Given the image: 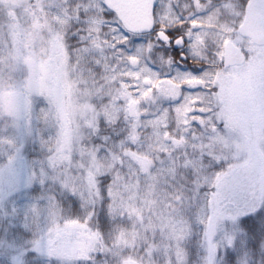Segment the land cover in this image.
<instances>
[{"label": "rangeland", "instance_id": "rangeland-1", "mask_svg": "<svg viewBox=\"0 0 264 264\" xmlns=\"http://www.w3.org/2000/svg\"><path fill=\"white\" fill-rule=\"evenodd\" d=\"M216 1L217 6H212L213 0L173 1L177 16L188 20L183 28L175 27L185 41L182 45L185 53L181 50L180 58L184 54L194 58L207 53L210 59L220 63L213 93L217 116L215 124L210 123L209 135L222 139L223 147L228 148L234 160L228 171L215 181L218 191L214 196L219 202L205 228V264H217L219 244L224 250L234 247L239 218L264 204V166L260 170V164L264 163V44L254 45L248 38L237 34L243 0ZM47 2L53 4L55 0ZM159 3L161 5L162 0ZM43 4L44 0H0V215L3 219L17 216L25 193L36 182L44 187L46 183L61 185L84 200L97 198L101 175L110 177V185L119 182L123 189L125 183L130 189L134 186L138 191L141 178H134V165L146 170L150 159L144 156L145 150L135 144L144 140L136 133L134 148L124 146L121 140H117L114 147L112 144L105 145L108 157L102 159L96 155L97 143L105 138L101 126L112 120L111 108H115V114L120 113L125 119H131L130 128L134 132L141 124L139 117L144 114L148 104L158 97L172 98L179 92L178 86L167 79H160L145 94L122 85L119 77L125 78L126 74L122 75L124 71L117 58L121 57L123 51L115 50L97 31L100 21H85V27L88 26L90 30L86 27L80 46L73 50L58 29L55 31L48 24ZM159 8L158 17L168 19L165 10ZM66 11L68 9L64 7L63 14ZM71 12V17L78 21V10ZM201 13L206 22L191 19ZM151 33L156 35V31ZM226 38L244 49L246 61L243 64L222 67V47ZM163 42L166 46L171 45ZM152 47L153 42H150L148 48ZM86 49L95 50L104 60L108 58V62L111 60V73L94 78L95 74L89 67L85 66L86 71L79 69L78 63L81 62L78 59ZM126 60L136 65L133 59L128 57ZM165 62L169 61L161 62L163 69L166 68ZM142 82L146 85L150 83L148 80ZM84 83L91 90V95L87 97L80 95ZM77 89L80 91L77 92ZM37 96L46 101L47 121L52 125L53 136L46 146L41 140L36 147L34 142L40 136L32 111L33 98ZM129 101L136 104L133 118L127 113ZM92 109H95L96 117L89 126L81 113L87 115ZM81 131L84 132L83 137ZM144 145L147 146L145 141ZM249 170L259 178L253 193L256 200L237 209L225 208L231 195L227 193L223 197L224 193L228 191L233 194L239 190L240 183L249 180L246 177ZM254 178L256 181L257 177ZM44 189L35 196L37 201H47ZM129 193L126 200L132 202V208L136 209L135 193ZM140 203L142 206L145 204L143 200ZM128 205L131 207V204ZM222 206L225 209H221ZM137 210V218L141 219L146 209ZM158 218L163 219L161 216ZM53 222L48 228L40 225L42 232L35 245L30 246L36 249L35 252L57 261H73L87 259L89 251L101 248L100 235L90 225L66 223L59 226ZM142 226L140 222L138 228L133 230L134 238L143 243L146 253L151 254L155 243L152 239L149 241L147 235L149 232L153 234V227L151 223ZM2 234L0 257L10 264H24V255L29 248L9 241L11 239L4 231ZM149 257L145 256L146 262H149Z\"/></svg>", "mask_w": 264, "mask_h": 264}, {"label": "trees", "instance_id": "trees-1", "mask_svg": "<svg viewBox=\"0 0 264 264\" xmlns=\"http://www.w3.org/2000/svg\"><path fill=\"white\" fill-rule=\"evenodd\" d=\"M55 2L50 4L44 0L42 9L50 27L55 31L58 29L73 50L78 49L83 40L82 35L88 27H85V21L99 20L97 31L115 50L123 51L117 58L124 71L122 75L126 74L125 78L119 77L122 85L145 94L160 79H167L178 86L179 92L172 98L158 97L148 104L139 117L141 124L134 132L130 128L131 119H125L120 113L116 115L115 108H111L112 120L101 126L105 138L100 136L102 140L97 143L96 155L99 158H107L104 146L112 144L114 147L117 140L134 148L136 133L147 144L144 145V141L135 144L144 149V156L150 159L146 170L134 165V178H141L138 191L134 186L130 189L125 183L123 189L119 182L110 185V177L101 175L98 199L84 200L61 185L46 183L44 187L36 182L25 193L17 216L3 219L0 215V237L4 231L11 239L9 241L29 248L24 255V264H205V228L219 202L214 196L218 191L215 181L228 171L234 161L228 148L223 147L222 139L209 135L210 123L215 124L217 116L213 93L215 74L220 70L219 61L210 59L207 53L194 58L184 54L181 59L183 50L180 52L172 45L166 46L153 33L133 34L126 31L102 0ZM212 3V6H217L218 2L213 0ZM64 7L68 9L65 14L62 12ZM69 9L78 10V21L71 17ZM203 17L201 13L191 19L206 22ZM186 22L188 20L177 15L168 20L155 14L156 28L176 30V26L183 28ZM150 42H153L152 49L148 48ZM85 51L78 59L81 62L78 63L79 69L89 67L95 74L94 78L111 73V60H104L93 49ZM128 57L136 61V65L127 62ZM163 61H169L165 62V69L161 65ZM147 80L150 83L143 84L142 81ZM33 100L32 113L41 138H37L34 144L37 147L42 140L46 146L53 136L52 125L47 121L46 101L41 96ZM263 166L262 162L260 170ZM252 173L249 170L246 176L251 180L250 184L249 180L242 181L239 190L233 194L224 193L223 197L231 195L225 208L237 209L256 200L253 193L259 178ZM254 177H257L256 181ZM42 189L47 201L35 198ZM129 192L135 193L136 209L132 208V202L126 200ZM140 200L145 202L143 206ZM143 207L146 210L144 214L141 212L139 219L137 209ZM52 220L59 226L66 223L90 225L100 235L101 248L89 251L87 259L73 261H57L35 252L36 249L30 246L35 245L42 232L40 225L48 228ZM140 222L143 226L152 224L153 234L149 232L147 235V239L155 243L151 254L146 253L143 243L134 238L133 230ZM237 225L234 247L224 250L219 244L216 263L264 264V204L240 217ZM146 255H150L149 262H146ZM0 264L10 262L0 257Z\"/></svg>", "mask_w": 264, "mask_h": 264}, {"label": "water", "instance_id": "water-1", "mask_svg": "<svg viewBox=\"0 0 264 264\" xmlns=\"http://www.w3.org/2000/svg\"><path fill=\"white\" fill-rule=\"evenodd\" d=\"M112 11L122 27L132 33L149 32L153 26V11L156 0H102ZM242 37L249 38L256 45L264 44V0H247L244 6V16L237 28ZM161 39L166 36L159 34ZM183 45L182 39H176L174 47ZM245 55L241 49L227 40L223 47L222 65L229 67L243 63ZM136 104L129 101L127 112L129 117L136 115Z\"/></svg>", "mask_w": 264, "mask_h": 264}, {"label": "flooded vegetation", "instance_id": "flooded-vegetation-1", "mask_svg": "<svg viewBox=\"0 0 264 264\" xmlns=\"http://www.w3.org/2000/svg\"><path fill=\"white\" fill-rule=\"evenodd\" d=\"M161 1V0H160ZM173 1L174 0H162V7L161 8H159L161 5H160V3H159V0H157V2H156V6H155V11H156V13H157V11H158V8L162 11V10H165L164 11V13L167 15V17H168V20H171V17L173 16V15H177L178 13H177V11L175 10L176 8H174V4H173ZM246 1L247 0H243V9H244V5H245V3H246ZM168 14H170V16H168ZM164 18V17H163ZM242 19H243V12H242V17H241V20H240V22L238 23V25H237V27L240 25V23L242 22ZM237 27H236V30H237ZM158 29H161V28H156L155 27V23H154V26H153V28H152V30H151V32H155L156 31V35L155 36H157L158 35V33L161 31V30H158ZM163 31H164V33L166 34V36H167V42L168 43H170V44H172L173 42H174V40L175 39H177V38H182V40L184 41V39H183V37H181V35H179L178 34V32H176V30H173V29H168V28H164L163 27ZM222 31V30H221ZM237 34H238V36H240L241 37V35H239V33L237 32ZM171 35H179V36H171ZM158 37V36H157ZM226 40H232V39H230V38H226L225 40H224V42L226 41ZM185 42V41H184ZM241 46V45H240Z\"/></svg>", "mask_w": 264, "mask_h": 264}, {"label": "clouds", "instance_id": "clouds-1", "mask_svg": "<svg viewBox=\"0 0 264 264\" xmlns=\"http://www.w3.org/2000/svg\"><path fill=\"white\" fill-rule=\"evenodd\" d=\"M78 82L83 83V81H78ZM76 91L79 92L80 90L77 89ZM80 95L85 96V97L91 95V90L89 89V86H88L87 83H84V90H83V92L80 93ZM81 115L85 116L86 123L89 126H91L94 123V121H95L96 111H95V109H92V110L89 111V113L87 115L85 113H83V112L81 113ZM80 134H81V137L84 136V132L83 131H81Z\"/></svg>", "mask_w": 264, "mask_h": 264}]
</instances>
